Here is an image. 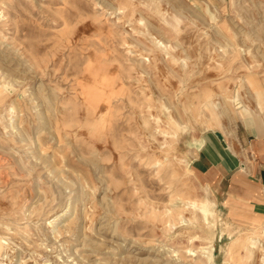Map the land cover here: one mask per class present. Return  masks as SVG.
<instances>
[{
    "label": "rangeland",
    "instance_id": "1",
    "mask_svg": "<svg viewBox=\"0 0 264 264\" xmlns=\"http://www.w3.org/2000/svg\"><path fill=\"white\" fill-rule=\"evenodd\" d=\"M255 136L264 0H0V264H264L263 201L191 162Z\"/></svg>",
    "mask_w": 264,
    "mask_h": 264
},
{
    "label": "crops",
    "instance_id": "2",
    "mask_svg": "<svg viewBox=\"0 0 264 264\" xmlns=\"http://www.w3.org/2000/svg\"><path fill=\"white\" fill-rule=\"evenodd\" d=\"M249 151L251 156L247 160L224 147H216L212 152L199 150L193 154L192 167L210 178L211 186L220 195L238 200H262L264 207V137H251Z\"/></svg>",
    "mask_w": 264,
    "mask_h": 264
},
{
    "label": "bare ground",
    "instance_id": "3",
    "mask_svg": "<svg viewBox=\"0 0 264 264\" xmlns=\"http://www.w3.org/2000/svg\"><path fill=\"white\" fill-rule=\"evenodd\" d=\"M158 37L154 36L152 33L149 36V39L153 42V43H158L155 46L156 47H164L167 48V45L165 43H163L161 40L157 39ZM130 44V43H129ZM170 45V44H169ZM147 45H145L146 47ZM148 48V47H147ZM139 53V52H138ZM147 57V56H146ZM176 59V58H175ZM177 60V59H176ZM175 71V70H174ZM144 72V71H143ZM142 73V72H141ZM142 77V76H141ZM90 85V84H89ZM88 86V85H87ZM89 87V86H88ZM237 107V106H236ZM214 111V110H212ZM203 142V141H202ZM227 148L231 151V152H235L234 146L233 144H228ZM241 163V162H240ZM245 170V166H243V171ZM208 191V190H207ZM226 200V199H225ZM227 201V200H226ZM183 204H181L180 208L185 210L188 209L190 210L191 213H193L194 215L202 213V215H204V218L207 222V224H210V226L215 227L216 223H217V215H216V210H215V206H216V200H212L210 198L207 197H195V198H188L187 200H184L182 202ZM179 215H182V211L178 212ZM224 215V214H223ZM210 217L212 219H210ZM182 220H185V218L183 217ZM227 222V221H226ZM233 223V222H232ZM235 224V223H234ZM264 230V229H263ZM246 231V230H245ZM247 232V231H246ZM214 234L215 232H213L212 236L210 237L211 239L214 238ZM231 234V233H229ZM240 234V233H239ZM243 235V234H242ZM217 236V235H216ZM237 237V236H236ZM235 238V237H234ZM238 239V238H237ZM254 239V238H253ZM235 242V241H234ZM250 242H252V239L250 240ZM257 242L253 241L252 245L253 246H247V249L250 252H254V246H256ZM227 245V244H226ZM191 251V254H193L194 256H197V251L198 250H194V248H190L189 249ZM202 256L203 258H205L204 262L208 263V264H217L214 260V253H213V246L211 245L210 247H203L202 248ZM238 253V252H236ZM231 257H235V252L230 251V258ZM202 258V257H201ZM202 258V259H203Z\"/></svg>",
    "mask_w": 264,
    "mask_h": 264
},
{
    "label": "water",
    "instance_id": "4",
    "mask_svg": "<svg viewBox=\"0 0 264 264\" xmlns=\"http://www.w3.org/2000/svg\"><path fill=\"white\" fill-rule=\"evenodd\" d=\"M218 136L219 138H222V134L220 132H218Z\"/></svg>",
    "mask_w": 264,
    "mask_h": 264
}]
</instances>
